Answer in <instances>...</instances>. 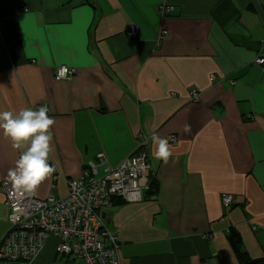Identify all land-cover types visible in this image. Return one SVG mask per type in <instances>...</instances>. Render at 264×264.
<instances>
[{"label":"crops","instance_id":"obj_1","mask_svg":"<svg viewBox=\"0 0 264 264\" xmlns=\"http://www.w3.org/2000/svg\"><path fill=\"white\" fill-rule=\"evenodd\" d=\"M263 13L264 0H0V112L45 105L55 120L56 171L34 195L65 197L90 162L102 175L144 137L156 195L101 211L120 264H239L231 227L264 257ZM59 64L75 73L55 80ZM154 132L168 138L167 165ZM22 151L0 131V241L3 184ZM58 245L49 237L28 264H83Z\"/></svg>","mask_w":264,"mask_h":264},{"label":"built area","instance_id":"obj_2","mask_svg":"<svg viewBox=\"0 0 264 264\" xmlns=\"http://www.w3.org/2000/svg\"><path fill=\"white\" fill-rule=\"evenodd\" d=\"M159 9L168 13L171 7L160 5ZM127 35L137 38L138 26L130 25ZM261 43L264 44V38ZM253 62L263 66L264 57L258 56ZM64 66L55 65L54 79L57 80L58 68ZM68 69L67 78H70L75 69ZM40 107L45 106L39 105L37 109ZM169 139L175 140L172 136ZM144 144L145 141L139 146ZM97 157L104 159L101 153ZM87 167L80 177L67 180L68 193L58 199L52 196L41 199L33 192H16L10 182H4L9 228L0 241V264H28L51 236L59 238V253L81 259L83 264H120V241L103 222L101 211L111 205L112 196L124 201L142 199L150 169L146 152L137 151L116 167H107L100 177H97L95 163L90 162ZM222 202L228 207L232 196L223 194Z\"/></svg>","mask_w":264,"mask_h":264},{"label":"clouds","instance_id":"obj_3","mask_svg":"<svg viewBox=\"0 0 264 264\" xmlns=\"http://www.w3.org/2000/svg\"><path fill=\"white\" fill-rule=\"evenodd\" d=\"M68 72L67 66L58 68L57 80L67 79ZM54 124L55 120L48 115L47 107L37 110L23 108L18 113L0 112V131L11 141L13 149H23L15 166L9 168L7 173L14 191L34 192L56 171L48 162L52 141L50 129ZM151 139L156 145L154 158L167 165L173 155L168 138L160 137L154 132Z\"/></svg>","mask_w":264,"mask_h":264},{"label":"trees","instance_id":"obj_4","mask_svg":"<svg viewBox=\"0 0 264 264\" xmlns=\"http://www.w3.org/2000/svg\"><path fill=\"white\" fill-rule=\"evenodd\" d=\"M54 67L52 68L53 71H54ZM43 106H45V105H43ZM45 107H47V106H45ZM143 141H145V143H147L148 139L144 138V137L141 138V140L138 143V146L136 147V149L134 151V154L137 151H141V150L146 152L147 145L144 144L143 146H139L140 143H142ZM146 156H147V153H146ZM147 160H148V157H147ZM95 165H96V168H97V163H95ZM87 166L85 167V170H87V168H88ZM100 176H102V175H99L97 173V177H100ZM157 183L158 182H157L155 176L152 174V171L149 169L148 184H147V189L143 191V195H142L143 199L144 198H151V197L156 195L157 190H158V184ZM55 199H58V198L55 197ZM124 202L125 201L121 197L112 196L110 198V204L111 205H120V204H123ZM226 236H227L228 242H229V244H230V246L232 248V251L235 254L239 264H264V257H252V256L249 255V253L246 251V249H245V247L243 245L242 238H241V236H240V234H239V232L237 230H235L232 227L229 228L228 234Z\"/></svg>","mask_w":264,"mask_h":264},{"label":"rangeland","instance_id":"obj_5","mask_svg":"<svg viewBox=\"0 0 264 264\" xmlns=\"http://www.w3.org/2000/svg\"><path fill=\"white\" fill-rule=\"evenodd\" d=\"M56 80V79H55ZM170 137V136H169Z\"/></svg>","mask_w":264,"mask_h":264}]
</instances>
